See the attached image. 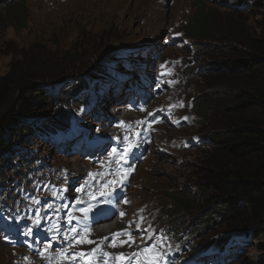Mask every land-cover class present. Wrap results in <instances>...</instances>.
Returning <instances> with one entry per match:
<instances>
[{
  "label": "rangeland",
  "instance_id": "obj_1",
  "mask_svg": "<svg viewBox=\"0 0 264 264\" xmlns=\"http://www.w3.org/2000/svg\"><path fill=\"white\" fill-rule=\"evenodd\" d=\"M201 1L26 0L25 15L17 18L16 26L7 11L8 0H0V78L23 50L60 55L82 31L91 33L83 52L66 62L71 61L69 66L78 72L88 68L81 75L85 88L73 93L67 85L45 87L58 98L46 109L35 108L30 120L24 121L32 130L25 141L15 143L18 172L9 161L0 167V264H57L61 256L53 255L55 251L63 254V261L72 258L73 264L75 252L92 259L100 250L105 254L107 247L115 250L117 258L121 254L127 258L148 244L155 245L148 259L162 252L161 260L156 257L158 263L169 252L184 257L214 248L222 252L206 257L204 253L202 262L204 257L206 264H264V239L224 229L220 223L206 231L195 230L202 212L173 209L167 199L175 191L200 195L196 183L205 178L200 154L210 150L211 124L203 122L191 104L203 91L200 70L205 59L184 34L195 4ZM220 11L223 19L230 17ZM63 67L59 61L43 73L51 75ZM142 85L149 88L142 89L146 104L135 111L130 110L133 103L124 105L129 120L115 117L117 107L111 105L110 96L125 94L126 100L119 104L132 102L131 98L139 101L135 91ZM61 93L71 98L77 94L67 109L59 103ZM158 118L160 122L152 123ZM114 140L120 143L118 150ZM21 155L33 156L28 166ZM119 160H127V168ZM82 176H97L99 181L92 178V183L80 185ZM122 188L128 199L118 205L112 222L127 221L119 229H130L126 243L121 245L116 238L113 247V236L99 239L95 231V237L87 233L92 245L85 240L66 244L60 242L62 235L58 242L47 241L49 235L69 231L71 223L88 220L96 210L87 209V201L115 195ZM140 257L146 259L144 254Z\"/></svg>",
  "mask_w": 264,
  "mask_h": 264
},
{
  "label": "trees",
  "instance_id": "obj_2",
  "mask_svg": "<svg viewBox=\"0 0 264 264\" xmlns=\"http://www.w3.org/2000/svg\"><path fill=\"white\" fill-rule=\"evenodd\" d=\"M211 2L195 4L184 27L195 52L205 59L200 70L203 91L199 100L195 97L191 102L199 118L211 124L210 150L200 154L205 178L196 183L199 197L175 191L167 199L173 209L202 212L195 230L206 231L220 223L224 229L264 239V0ZM25 3L8 0L7 11L16 26L17 18L25 15ZM220 9L230 16L227 20ZM90 34L82 31L73 46L60 55L23 50L11 62L8 74L0 78V167L9 161L11 169L18 172L15 143L25 141L32 130L24 121L30 120L35 108L46 109L58 98L45 87L52 90L67 85L73 93L85 88L81 75L87 67L78 72L69 66L71 61L66 62L83 52ZM59 61L65 67L44 75L48 65ZM186 65L194 70L191 62ZM61 94L59 103L66 109L77 97ZM124 95L112 94L115 104L111 105L121 106L117 104L126 100ZM64 114L61 109L60 115ZM19 158L28 166L33 156Z\"/></svg>",
  "mask_w": 264,
  "mask_h": 264
},
{
  "label": "bare ground",
  "instance_id": "obj_3",
  "mask_svg": "<svg viewBox=\"0 0 264 264\" xmlns=\"http://www.w3.org/2000/svg\"><path fill=\"white\" fill-rule=\"evenodd\" d=\"M147 84H149L148 82H147ZM145 91H147V90H145ZM129 109L128 108H125V106L124 105H121V106H117V108H116V114H115V117L117 116V118L118 117H122V118H125L126 120H129V119H131V116H130V113H129V111H128ZM132 144V143H131ZM135 144H136V148H138L139 146H140V144H139V142L136 140L135 141ZM145 145H146V147L148 146V143L146 142L145 143ZM131 146V145H130ZM158 150H160V149H158ZM168 153V152H167ZM117 171V169H116V167H115V169H114V172H116ZM87 172H92L91 170L90 171H87ZM92 178L93 177H91L90 179H86L85 178V176H82V178H80V181H81V184L80 185H84V184H86V183H88L89 182V180H90V183H92L93 182V180H95L94 182H96V181H99V178L97 177V176H95L94 178H93V180H92ZM112 178H114V176L113 177H111V178H108V180L109 181H111L112 180ZM85 182V183H84ZM91 186L93 187L94 185L93 184H91ZM94 197V196H93ZM91 217V216H90ZM120 218H118L117 220H115V221H117V222H115V223H108V224H104V226L103 227H98V228H95V229H88V231H87V233H89V234H92L93 236L95 235L94 233L95 232H97V235H95L96 237H99V239L100 238H106V237H108V236H113V234L114 233H119V232H121V231H119V229L120 228H122V227H125L126 225H127V221L125 220V219H120ZM51 224V223H50ZM36 225H37V223H36ZM111 229V230H110ZM69 230V229H68ZM109 230V231H108ZM95 231V232H94ZM94 236V237H95ZM60 238V237H59ZM118 239H120V240H118L119 242L120 241H124L126 238H123V239H121V237H118ZM59 241V239H56V242H58ZM73 245H74V243H73ZM104 248H106L105 246H104ZM107 249H108V251L105 253V254H107V255H110V257H111V259H113V261H116V260H120V259H118L117 257H116V255L114 256L113 254L115 253V250H109V248L107 247ZM59 254V256H63V254L62 253H60V252H54L53 253V255H55V254ZM52 255V253H50V252H48L46 255ZM131 254V253H130ZM141 254H143L142 252H141ZM61 257H60V260H58V263L57 264H59V262L62 260L61 259ZM64 257V256H63ZM140 259L142 260V264H144L145 263V259L143 258V257H140ZM63 261V260H62ZM102 263H105L106 264V262H102ZM109 264H113V262H112V260L109 262Z\"/></svg>",
  "mask_w": 264,
  "mask_h": 264
},
{
  "label": "snow or ice",
  "instance_id": "obj_4",
  "mask_svg": "<svg viewBox=\"0 0 264 264\" xmlns=\"http://www.w3.org/2000/svg\"><path fill=\"white\" fill-rule=\"evenodd\" d=\"M182 106V105H181ZM173 107H175V106H173ZM116 150L115 149H113V152H115ZM127 151V150H126ZM124 214L123 213H121V216H123ZM145 231H147V230H145ZM127 236V237H129L130 239H131V233H129V232H127V231H125V232H120V233H114L113 234V240H112V246L113 247H115V246H117L116 245V243H115V241H116V238H118V237H120V236ZM153 237H154V233L152 234V235H149L147 238L149 239V240H151V239H153ZM143 239V238H142ZM83 242H85L83 239L82 240H80V241H77V243H83ZM127 241H121V245L123 244V243H126ZM87 243H92V241H87ZM48 247H51V245H49ZM154 249H155V245H153L151 248H145L144 249V252L145 253H152L153 251H154ZM81 256H84L85 254L84 253H81L80 254ZM67 258V257H66ZM118 259H120V260H124L125 259V257L123 256V254H121L120 255V257H118ZM150 264H153V262H150Z\"/></svg>",
  "mask_w": 264,
  "mask_h": 264
}]
</instances>
